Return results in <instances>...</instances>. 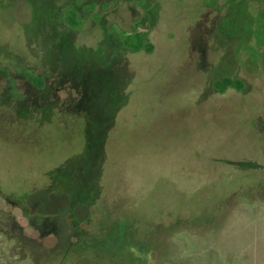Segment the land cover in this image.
I'll return each instance as SVG.
<instances>
[{"label":"rangeland","instance_id":"rangeland-1","mask_svg":"<svg viewBox=\"0 0 264 264\" xmlns=\"http://www.w3.org/2000/svg\"><path fill=\"white\" fill-rule=\"evenodd\" d=\"M0 264H264V0H0Z\"/></svg>","mask_w":264,"mask_h":264},{"label":"trees","instance_id":"trees-1","mask_svg":"<svg viewBox=\"0 0 264 264\" xmlns=\"http://www.w3.org/2000/svg\"><path fill=\"white\" fill-rule=\"evenodd\" d=\"M67 23L71 26H73V20L70 18L66 19ZM149 31V28L147 27H141L136 26L131 28V34H126V32L122 33L121 39L123 46L127 49H131L134 52L145 50L146 52H149L151 50V45L147 42V33ZM32 82L35 84L36 87L41 86V82L36 77H32ZM216 85L220 86L221 91H224L227 87H233L236 90H239L241 88V83L238 80H230L228 78L223 79L220 82H216ZM181 215V213H180ZM70 247L73 246V244L69 245ZM68 246V247H69Z\"/></svg>","mask_w":264,"mask_h":264},{"label":"flooded vegetation","instance_id":"flooded-vegetation-1","mask_svg":"<svg viewBox=\"0 0 264 264\" xmlns=\"http://www.w3.org/2000/svg\"><path fill=\"white\" fill-rule=\"evenodd\" d=\"M55 224V221L53 222ZM45 227L48 225V224H43ZM53 225V224H52ZM51 226V225H50Z\"/></svg>","mask_w":264,"mask_h":264}]
</instances>
